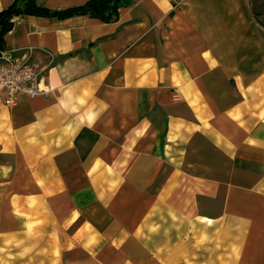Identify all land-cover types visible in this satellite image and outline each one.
Returning <instances> with one entry per match:
<instances>
[{"label":"crops","instance_id":"0c3cea01","mask_svg":"<svg viewBox=\"0 0 264 264\" xmlns=\"http://www.w3.org/2000/svg\"><path fill=\"white\" fill-rule=\"evenodd\" d=\"M2 50L46 70L32 99L6 106L0 90V264H112L144 196L173 200L179 172L201 206L225 202L207 199L219 188L264 200V29L249 0H118L110 23L18 16Z\"/></svg>","mask_w":264,"mask_h":264},{"label":"rangeland","instance_id":"374dc122","mask_svg":"<svg viewBox=\"0 0 264 264\" xmlns=\"http://www.w3.org/2000/svg\"><path fill=\"white\" fill-rule=\"evenodd\" d=\"M180 175L173 200L165 196L153 203L151 195L144 196V218L137 229L131 230L129 221L128 234L113 243L120 257L112 264H264V200L219 188L207 199L225 202L201 206L194 196L185 198L189 188ZM138 176L133 170L131 177ZM198 208L210 212L209 219H202Z\"/></svg>","mask_w":264,"mask_h":264},{"label":"trees","instance_id":"16d2710c","mask_svg":"<svg viewBox=\"0 0 264 264\" xmlns=\"http://www.w3.org/2000/svg\"><path fill=\"white\" fill-rule=\"evenodd\" d=\"M255 22L264 29V0H249ZM118 0H89L83 5L62 10H49L34 0H13L0 11V51L3 49V35L12 27V19L18 16L43 17L64 20L73 16H87L103 23L116 19Z\"/></svg>","mask_w":264,"mask_h":264},{"label":"built area","instance_id":"2783aa9c","mask_svg":"<svg viewBox=\"0 0 264 264\" xmlns=\"http://www.w3.org/2000/svg\"><path fill=\"white\" fill-rule=\"evenodd\" d=\"M45 70L46 67L30 62L26 54L0 51V90L7 93L5 105L12 106L21 97L32 99L43 94L40 80Z\"/></svg>","mask_w":264,"mask_h":264}]
</instances>
